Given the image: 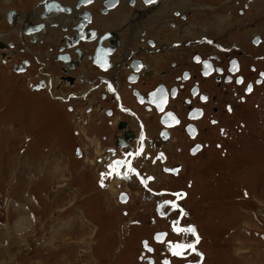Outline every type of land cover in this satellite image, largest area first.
I'll return each instance as SVG.
<instances>
[{
  "label": "rangeland",
  "instance_id": "1",
  "mask_svg": "<svg viewBox=\"0 0 264 264\" xmlns=\"http://www.w3.org/2000/svg\"><path fill=\"white\" fill-rule=\"evenodd\" d=\"M243 1L248 0L236 1L232 10L217 5L212 10L197 12L188 17L193 25H200L202 28L214 24L222 39H225L223 35L226 37L240 33L233 29L229 32L226 30V34L222 29H217L220 23L218 18L222 19L225 11L233 15L231 27L237 23L241 26L253 23L249 28L242 29L243 32L256 26L260 34L264 33V0L262 5L255 8L256 13L253 12L248 17L247 10L242 16L236 12L241 8ZM25 7L26 5H23V8ZM221 26L224 24L221 23ZM205 29L209 36L215 38L207 28ZM175 36L184 41L193 38V33H176ZM230 42L225 41L227 44ZM19 47L21 48L20 45ZM244 50L248 52L249 48L245 47ZM185 51L179 50L173 58L168 59L180 64L176 66V71L173 70L175 72L170 78L174 75L179 77L181 70L185 68H197L189 61V51ZM259 52L260 50H256L252 54L257 55ZM156 53L155 50L152 55ZM18 54L13 61L10 58L11 63L30 60L33 67L28 69L26 74L33 77L32 82H35L36 76L42 74L39 73L41 64L29 53L23 54V50H19ZM1 56L6 58L7 54ZM248 61L249 59H246L248 64L251 63ZM52 63L54 65V62ZM147 63L152 65V60L148 59ZM55 67L53 66L54 72L59 75ZM45 72L51 74L50 70ZM13 74V71L6 72L0 68V264L136 262L137 250L140 249L138 241L135 249L129 241L121 257L117 250L122 240L121 211L133 210L134 212L129 214L131 217L135 216L136 211H144L135 200L138 197L134 190L137 189L133 188L130 193L133 201L129 205L131 209H116L113 195L107 192L102 196L94 195L97 190L95 170L91 169L85 173L82 171L84 161L79 159L78 163L74 156V159L72 158L75 146L81 147L89 157H94V149L88 142L89 136L100 139L99 149L102 152L116 143L119 131L128 129L130 125L125 123V120L112 124L109 118L103 119L102 115L95 112L93 118L102 120L104 127H108L107 130L103 129L105 132H98L101 127L80 113L84 110L81 105L83 101L78 99L73 102L78 114L73 119V114L54 101L46 91L27 90V82L21 77L23 74H16V78ZM152 81L151 78L141 79L138 88L144 92L145 88L150 89L157 83ZM166 81L163 79V82ZM190 84L191 82L187 83ZM203 85L209 86L206 81H203ZM74 89L76 88L70 85L60 91L66 94ZM234 90L233 86H228L225 96L230 97ZM258 93L264 92L260 90ZM125 94H130L128 87H125ZM101 97L99 93H95L93 104L99 105V102H103L101 108L111 107L115 112L113 102ZM255 102L258 106L262 105L253 115L256 119L257 134L254 128L247 124L241 134L237 133L240 135L235 136L233 143V136L225 132L223 136L228 134V144L209 159L188 158L182 146H179L182 152L175 149L176 143L171 151V165L181 163L184 180L161 176L156 182L158 186L156 185L155 189L178 190L186 189L185 182L194 181L192 187L187 189L189 199L185 203L182 201V204L189 210L190 220L197 224L203 233L204 241L200 242L199 249L206 255L205 264H264V98ZM243 106L246 107L247 103ZM85 113L88 114L86 110ZM76 122L84 123V128L90 126L92 134L75 136L73 130L80 127ZM121 123H124L123 129L118 128ZM153 123L154 120H150V125ZM110 127L116 131L114 136L106 133ZM176 133L178 136L183 135L176 131L174 136ZM105 135L107 141L103 139ZM63 139L66 144L60 147ZM210 139L205 138V143H211ZM214 142L211 143V148H214ZM166 151L168 152L167 149ZM69 188L72 191H69ZM106 196L109 205L105 203ZM144 208H149V205ZM149 211L151 214V207ZM162 224L158 223L157 228H164ZM144 226L149 224L145 223ZM146 229L136 232L137 240L147 236Z\"/></svg>",
  "mask_w": 264,
  "mask_h": 264
},
{
  "label": "flooded vegetation",
  "instance_id": "2",
  "mask_svg": "<svg viewBox=\"0 0 264 264\" xmlns=\"http://www.w3.org/2000/svg\"><path fill=\"white\" fill-rule=\"evenodd\" d=\"M58 1L70 9L69 13L54 12L47 14L44 28L41 31L43 35L36 39L34 45L29 44L25 38H22L23 36H21V38L25 41L21 42L17 35L13 34L16 33L15 30H12L11 34L1 37L2 34L8 33L11 29L7 25H2L4 28L0 26V68L3 69V71H14L13 64L15 63V65H18L19 63H11V59L12 61L16 59L15 56L19 55V50H23V54L25 55L29 53L35 61L41 63L44 69L53 71L52 60L56 58L57 50L61 46H66L70 41L74 40V33L71 31L72 27L78 26L82 20H85L80 16L82 14V8L80 10L76 9L77 0ZM104 1L105 0H93V3L89 4L87 8L84 9L85 12H89V15L92 12L91 19L88 18L85 24L88 31L92 34L96 33L94 42L79 45L77 53L79 59L77 57L75 59V56H72V62L75 64L73 71H69L65 64L59 65V67L62 68V72L68 74L58 76L54 72L52 87L50 91L46 89V92L51 98L57 95L61 96L62 93L60 89L69 87V81H67V79L73 83V86L79 87L80 90L85 89L83 91L85 92L99 84L100 76H110L116 83L118 82L123 102L131 103V98H133L131 93L129 94L131 96H129L124 92V88L128 87L130 83L129 81L128 83L125 82V80L136 78V80H138L137 84L141 82V79L151 78L153 80L152 82L157 81L152 87L157 89V103L158 108H160H157V115L155 112H150L148 116H145L142 111L143 108L136 107V112H139H137L138 115L143 117L140 118L139 123L142 125V128H144L143 130H145L142 131L148 133V140L150 141L148 144L152 143L156 148V157L152 159V163L155 166L146 167L149 174H153L156 179L152 177L142 178L144 184L141 183L138 186L140 190L138 194H145V190L143 189V185L145 184L153 188V191H151L152 194L146 197L137 195L138 198L135 200L138 202V205L142 206L144 211H136L134 217L129 215L134 212L133 210L121 211L123 218L121 229L126 246L128 242L131 241V247L133 248L134 245L135 249V244L138 241L140 247V249L137 250L136 262L133 260L132 264H163L165 257H173L171 254L175 245L178 244L175 241L185 240L188 238V234L184 228L174 231L176 233L174 235L171 234L169 230H167V219H157L156 215V206L161 199H170L171 202H175L177 195H179L178 191L184 189H155L157 185L156 182H158L161 176L167 179L175 178L184 180L182 177L183 168L181 163L171 165V151L173 145L176 143L177 147L175 149L182 152L181 148L179 149V146H182L188 158L204 157L205 159H209V157L215 156L218 150L228 144L229 140L226 139L228 134L233 136L234 143L235 136L240 135L242 130H245L247 124L249 127H253L257 134L256 119L253 115L262 107V105L258 106V103L255 101H261L264 98V93H258L260 90L264 92V33L261 32L260 34V31L256 30V26L250 28L247 32H243L242 29L249 28L253 23L246 24L245 26H241L237 23L234 27H231L233 15L225 11L224 17H222V19L218 18L220 23L217 25V29H222L223 33L226 34V30L229 32L233 29L240 33L234 36L232 34L226 35V37L223 35L225 39H222V36L217 34L218 31L215 30L214 24L213 26L209 25L202 28L200 25H193L188 17L197 12L212 10L217 5L232 10L238 0L233 2L232 0H157L154 4L149 6L144 4L146 3L144 0H116V4L112 5L110 9L104 6ZM35 3V0H0V18L1 8L5 7V4H7L6 8L15 7L17 11L22 10V8H20L21 5L30 4V6H33ZM259 5H262V0L243 1L240 4L241 8L236 10L237 15H245V10H247L246 17H248L249 14L252 15L253 12L256 13L255 8ZM174 13H178L179 15L174 16ZM36 15V13L28 15L26 22L36 23L38 21ZM89 19L91 20V24H89ZM190 23L192 25H190ZM221 23H223L224 26H221ZM205 28H207V31L209 30L215 38L209 36ZM79 32H81L80 29ZM84 32L87 31L84 30ZM176 33H181L182 35L184 33H193V38L183 41L182 38H175L177 37L175 36ZM195 35L197 37H195ZM64 37H67V41L66 39L64 40ZM99 39L104 40L102 45L103 48L114 51L112 54L114 60L113 69H111L112 71H107L105 74L91 66V62L87 58L88 54L86 53V50L91 54L93 53ZM151 40L155 42H153V44H155L154 48L148 46L150 42L147 43V41ZM225 41L231 42L227 44ZM10 43L12 44L11 46H9ZM173 44L175 48L172 47ZM245 47L249 48L248 52L244 50ZM196 49L201 51L197 52ZM150 50H156L157 53L155 55H146L145 53H149ZM179 50H186L185 52L189 51L188 53L191 55L189 61L192 66H196L197 68L195 70L185 68L181 70L179 77L174 75L170 78L176 71V66H180V64L175 61H168V59L173 58V55ZM256 50H260V52L257 55H253L252 52ZM82 51L84 55L80 53ZM3 54H7V57L3 58V56H1ZM129 57L131 59L143 60L142 62L146 65L139 76L130 73L131 70H126L125 62L129 63L127 62V58ZM148 59L152 60V65L147 63ZM246 59H249L248 62L251 63L248 64ZM29 62L32 64L30 60ZM117 65H119V67H117ZM54 66H56V64H54ZM32 67L33 66L30 65L27 69H31ZM8 68H10V71H8ZM120 69H122V71ZM167 73L169 75H166ZM13 75L16 78V74ZM27 77L28 75H23V79ZM163 79L167 81L163 82ZM203 81H206L209 86H204ZM29 82L27 86L30 84ZM189 82H191V84L187 85ZM89 83H91V85ZM228 86H233L235 89L234 94L230 93V97L225 96ZM131 87H136L138 89L139 85L137 86L135 84V86L132 85ZM150 89L145 88L144 92ZM103 90L105 89L101 87L91 92L84 101L87 102L89 106H84V112H80L101 127L98 132L108 128L104 127L102 120L93 118L95 112L102 115L103 119L107 118L105 116V109L102 110L100 107V105L104 103L99 102V105L93 104L95 93L101 95L104 93ZM140 91L143 92L142 90ZM134 94L136 95L135 91ZM163 94H165L164 100L162 98ZM66 95L67 94H65L64 97H66ZM110 99L111 97L107 96L106 100ZM84 102H81L82 105H84ZM58 103L62 106L64 105L65 109L69 105H72L70 114L77 113L73 107V101L67 102L69 104H65L66 102L63 104L60 101H58ZM246 103L247 106H243V104ZM113 106L116 108L115 104ZM88 107L92 109V111L86 114L85 110ZM76 115H73L72 118L75 119ZM79 119L80 118H78V120ZM109 120L112 121V124H116L119 120H125L124 122L130 125L128 129L121 130L117 133L118 138H123L122 134L130 130L132 132L129 133L128 137H134L133 139L135 140L141 130L136 126L134 118L123 115L117 110L115 113L113 112ZM150 120H154L152 125H150ZM76 123L80 124V127L73 130L76 131L75 135L77 137L80 134H92L93 130H91L90 126L84 128L82 126L84 123ZM142 131L140 132V138L144 140ZM176 131L181 132L183 135L179 134L178 136L176 133L174 136ZM107 132L112 136L116 133L113 127H110ZM225 132L228 134L223 136ZM153 134H155V136ZM176 137L177 139H175ZM205 138H209L211 143L216 141L214 142V148L210 147L211 143H205ZM185 139L187 141H185ZM127 140L128 145L126 147H122L124 143L118 146L111 144L110 148H105L101 152L99 149L101 144L100 139H97L96 136H89L88 142L94 149V157H89L81 150V159L84 161L82 171L88 173L91 169H94L97 179V173L100 170L97 158L103 157L104 155L114 156L115 158H113V161L123 162L124 166V162L130 154L126 149L129 146L130 140ZM182 143H184V145ZM223 153L225 154V152ZM115 154H119L120 156ZM77 162L79 163V161ZM115 168L116 166L113 165L110 168L111 170L108 171V174L113 170V175H117ZM133 174L132 170L129 169L127 172L122 170L117 176H125L121 181V183L126 185L125 188L137 189L136 183L131 181V176H133ZM193 182L194 181L185 182L186 188L192 187ZM121 183L114 182L107 192L113 195L116 209L123 207L131 209V207H129L133 202L131 195H127L123 203L119 201L120 194L115 187L118 186L117 188H119V184ZM104 194L105 190L102 192L98 188L94 193L95 196H102ZM136 194L135 192V195ZM186 196L187 198L184 200V203L189 199V194ZM139 197H141L142 201L139 200ZM106 199L107 201H105V203L109 205L107 196ZM145 205H149V208H144ZM150 207L152 209L151 214L149 211ZM185 217H191V214H187ZM179 218L182 217L178 216V219ZM146 220L149 221L147 222ZM188 221V219H185L184 223ZM145 223H148L149 226L143 227ZM158 223H163L162 225L164 228L158 229ZM149 228L151 230H149ZM143 229H146L145 234L147 233V236L137 240V236H135L136 232L142 231ZM164 232L165 235L163 234ZM157 240H160V242ZM144 242H146L145 249L142 246ZM126 246L123 248L124 250ZM178 247L179 246H177V248ZM123 249L120 251V257L122 256ZM205 260L206 255L204 254V261L202 264H205Z\"/></svg>",
  "mask_w": 264,
  "mask_h": 264
},
{
  "label": "bare ground",
  "instance_id": "3",
  "mask_svg": "<svg viewBox=\"0 0 264 264\" xmlns=\"http://www.w3.org/2000/svg\"><path fill=\"white\" fill-rule=\"evenodd\" d=\"M35 1H36V3L33 6H30V4H25L26 7L23 8L22 7L23 5H21L20 8H22V10L16 11L15 9H8L6 12L1 13L0 26L7 25L11 29L8 33L2 34L1 37L6 36L8 34H11L12 30H15L16 33H13V34H16L21 42H24L26 40L31 45H34L36 43V39L40 38V36L43 35L41 30L39 32L31 34V35L24 34V31L28 26L34 27L35 25L42 23V25H43L42 28H44V22L46 21V17H47V15L44 13V9H43L44 3L42 2V0H35ZM110 1H113V0H105L104 1V5L109 9L112 6ZM144 1L147 3L149 0H144ZM5 7H7V4H5ZM81 8H82V14L80 16L82 19H85V20H83L84 22H87V20L89 18V12L84 11V9L87 8V6H84L83 4H81L80 0H77L76 9L80 10ZM11 12L13 15L11 18V22H9V24H8L7 23V21H8L7 15L10 14ZM33 13L37 14L36 17H38V21L36 23L26 22V18H28V15H32ZM64 23H66V22H64ZM2 28H4V27L2 26ZM80 31L83 32L84 30L80 29ZM21 36H23L22 38H25V40L22 39ZM100 44L101 43H98V45H100ZM11 45L12 44L10 43L9 46H11ZM103 49L108 51L107 48H103ZM63 50L66 51L65 49H63ZM77 53H78V47L76 48V50L75 49L74 50L73 49L68 50L67 53H63V55H68V54L71 55L72 54V56L73 57L75 56V59H76ZM73 57H72V60H73ZM52 61L56 64V66H59L60 64H62L61 62L57 61L56 58L53 59ZM90 62H91V60H90ZM63 74L67 75L68 73H63Z\"/></svg>",
  "mask_w": 264,
  "mask_h": 264
},
{
  "label": "water",
  "instance_id": "4",
  "mask_svg": "<svg viewBox=\"0 0 264 264\" xmlns=\"http://www.w3.org/2000/svg\"><path fill=\"white\" fill-rule=\"evenodd\" d=\"M154 1L156 0H152V2H147V3H144L145 5H149L151 3H153ZM81 4H83L84 6L88 5L89 3H92L93 0H80ZM44 5H43V9H44V13L47 15V14H51L53 12H57V11H63L65 14H68L70 9L68 7H65V6H62L61 4H59L57 1H48V0H44L43 1ZM110 3L112 5L116 4V0H113V1H110ZM105 6V5H104ZM106 7V6H105ZM11 15L12 12L10 14L7 15V22H11ZM43 25L42 23H39L37 26L35 27H27V29H25L24 31V34L26 35H31V34H34V33H37L39 32L40 30L42 31V28ZM79 29H83L85 30L86 29V24L85 22L82 20L78 26H75V27H72V31L73 33L75 34V39L72 41V43L70 45H66V49L67 50H70L72 49V47L76 50V48L79 46L78 43L80 42H89V41H93L95 39V35L96 33H91L90 31H87V32H79ZM78 31V32H77ZM86 33H89V36L87 37L86 36ZM94 35V36H93ZM90 36H93V37H90ZM103 41L104 40H101L99 39L97 44H96V47H95V51H94V54L92 57H89V59H92V63L94 65H97L99 66L101 69H106L107 66H108V56L110 55L111 51L108 49V51L104 50L102 48V45H103ZM98 43H101L100 45H98ZM63 48L65 47H61V50H63ZM76 53V52H75ZM81 53V52H80ZM82 54V53H81ZM77 58L79 59V56L77 55ZM57 59H59L60 61H69L70 58L68 55H61L59 57H57ZM17 67H19V65H17ZM72 65L71 66H66V68L68 69H71ZM132 69L134 70L133 66H131ZM16 67L14 66V69ZM154 98L152 100L154 106L156 107L157 109V91H155V93L153 94ZM119 141V140H118Z\"/></svg>",
  "mask_w": 264,
  "mask_h": 264
},
{
  "label": "crops",
  "instance_id": "5",
  "mask_svg": "<svg viewBox=\"0 0 264 264\" xmlns=\"http://www.w3.org/2000/svg\"><path fill=\"white\" fill-rule=\"evenodd\" d=\"M8 9H15V7H8V8H5V7H2L1 8V13L2 12H6ZM21 76V75H20ZM22 78H23V76H21ZM84 84V83H83ZM75 87V86H74ZM76 89H74V90H72V91H69L67 94H69V93H73V94H79V93H82L85 89H83V90H80L79 89V87H75ZM27 90H29V89H27ZM104 130H107L106 128L104 129ZM102 131H103V129H102ZM103 132H105V131H103ZM106 133H107V131H106ZM69 140V139H68ZM65 144H66V141H65V139H63V140H61V142H60V147L61 146H65ZM87 155V154H86Z\"/></svg>",
  "mask_w": 264,
  "mask_h": 264
},
{
  "label": "snow or ice",
  "instance_id": "6",
  "mask_svg": "<svg viewBox=\"0 0 264 264\" xmlns=\"http://www.w3.org/2000/svg\"><path fill=\"white\" fill-rule=\"evenodd\" d=\"M89 2H90V0H89ZM149 2H152V0H149ZM189 231H193L194 232V229H189ZM188 247H194V246L189 245Z\"/></svg>",
  "mask_w": 264,
  "mask_h": 264
}]
</instances>
